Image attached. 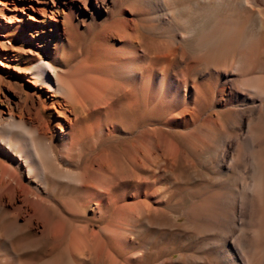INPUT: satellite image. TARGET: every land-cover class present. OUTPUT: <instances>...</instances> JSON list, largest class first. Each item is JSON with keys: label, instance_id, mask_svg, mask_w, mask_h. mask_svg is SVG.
Listing matches in <instances>:
<instances>
[{"label": "bare ground", "instance_id": "6f19581e", "mask_svg": "<svg viewBox=\"0 0 264 264\" xmlns=\"http://www.w3.org/2000/svg\"><path fill=\"white\" fill-rule=\"evenodd\" d=\"M181 1L155 0L151 11L116 28L121 46L102 66L88 63L67 73L42 55L28 58L24 84L5 70L4 57L9 46L15 52L22 29L44 32L35 27L46 9L33 0H0V213L17 212L2 222L0 238L11 260L24 255L27 264H37L28 250L45 240L38 264H179L180 253L174 257L177 251L161 244L151 254L152 238L140 243L137 234L168 207L150 180L186 174L202 179L198 201L172 221L192 224L197 236L211 234L204 264H264V4L236 0L248 14L236 18L216 13L222 0H191L211 9L193 24L177 17ZM48 2L58 8L56 0ZM163 26L171 29L167 45L141 33ZM194 41L193 53L182 50L181 42ZM54 54L58 59L57 48ZM153 117L158 120L150 123ZM96 132L131 141L125 158L133 187L119 202L107 188L115 179L105 174L110 158L96 156L78 170L70 164ZM49 161L53 175L81 189L73 207L49 203ZM107 205L119 212L104 219ZM14 236L16 249L7 241Z\"/></svg>", "mask_w": 264, "mask_h": 264}, {"label": "rangeland", "instance_id": "374dc122", "mask_svg": "<svg viewBox=\"0 0 264 264\" xmlns=\"http://www.w3.org/2000/svg\"><path fill=\"white\" fill-rule=\"evenodd\" d=\"M154 1L155 0H114L113 3H103V0H66V3H63L60 0H56L58 5V8H56L51 2L47 3V0H33L35 5H39L46 9L45 17L38 15L40 22H38L35 27V31L37 29L38 31L44 30V32L40 31L38 34L34 32L30 35L29 32H26L22 29V32L18 35L17 45L12 47L15 52L11 50L10 46H7V57H4V63L7 65L5 70L11 72L14 75L17 83L22 82L27 84L25 81V74L28 72L26 68V62L28 58H39V55H42L49 61H52L61 72L72 73L76 71L78 73L79 71L80 73V71L84 69L81 68V65L88 63L102 66L107 62V58L111 49L121 46V39H119L120 37L115 34L117 30L116 28L121 27L125 21H129L130 18H136L134 15L138 12L151 11L150 9L154 5ZM235 1L236 0H222V3L218 6L220 10L217 8L216 13L218 11L223 16L231 15L236 18H246L244 16H248V14L241 10L238 5L235 4ZM255 1L257 4L259 3V5L264 4V0ZM178 7L180 13L177 17H184V19L193 24L196 23V19L198 17H203L210 14L211 12V9L201 8L200 5L193 4L191 0H184V2L181 1V4H179ZM55 17L57 21L52 20V18ZM253 20L251 19L252 22ZM252 22L251 25H249L250 32H253L256 28H253V26H255V23L257 22L255 20V23ZM162 29L159 31H146L145 29H142L141 33L153 36L156 41L160 42V44L167 45L171 41V29L167 26H163ZM32 30H34V28H31L30 32H33ZM177 39H179L178 36H176V40ZM21 42L25 43L22 44ZM29 42L32 44H27L28 46H26V43ZM146 42L150 48L155 47V44L152 43L155 41L151 38H147ZM180 44L182 50L187 53H193L191 50L195 44V41L187 43L181 42ZM56 48L58 59L55 58L56 56L54 54ZM109 48L110 50L108 51ZM12 57H14V59ZM86 61L87 63H85ZM229 115L233 114L230 113ZM225 117L226 116L223 113L222 118ZM157 120V117H153L152 120H150V123H153ZM91 122H93V119L87 123L91 124ZM90 134L88 135V138L90 139L87 138L86 142L80 146V154H74L70 159V164L74 165L75 170H78L80 167L83 168V166L86 164L90 165L91 160H93V158L96 156H106L107 158H110L109 161L112 160L110 163L113 165L110 166V168L106 167V172H104L106 176L113 177V179L115 177V179L114 182L110 183L107 188L111 187V191H109V193L112 202H119L131 192L130 190L133 187V178L132 176L130 177L128 173L130 166L125 158L127 157V152L130 150L129 146L131 141H124L122 135H116L115 137L102 135L101 133H98V135L97 132L91 134L92 136H90ZM175 138L182 143L186 142L185 139L181 137V135H178ZM126 148L128 150L124 151ZM55 151L57 154L60 153L58 147L55 148ZM188 156H191L190 158H194L195 154H188ZM187 158L190 159L189 157ZM57 162L60 165H63L65 168L69 167L68 163L63 164V162L59 160ZM48 164L50 165L48 167V172L51 177L49 189L52 190L51 194L53 198V203H51V201H49V203L53 206L54 204H60L64 207H73L74 201L80 198L82 195L81 189L78 188L77 185L75 186V183L68 182L61 179L57 175H53V164L50 161ZM125 168L128 169L125 170ZM111 169H114L115 175L112 173ZM117 171L121 172V176L119 175V172L117 173ZM108 180L107 178L103 179L105 183H107ZM199 181H202V179L196 180L192 177L190 178V176H187L186 174L170 175L160 180L157 178H152L150 180L151 188H161L162 196L166 197L165 199L168 202V207L164 210V216L160 217L156 221L150 220V225L145 227L137 234V238L140 243L149 241L152 238V242H154L150 248L151 254L154 253L153 251L157 250L162 244L165 246L164 248L167 250V252L171 251L172 248L177 251L173 253L174 257H178L179 253L183 256V259H181L180 263L177 262L179 264H204L206 263L205 261L209 259L207 253L208 249H205V244L208 241L206 238L211 237V234L197 236L198 234L194 233L193 231L194 227L192 224L176 226L172 221L173 216L180 214L182 210L192 207L196 204L198 201L197 196L199 195ZM211 181L212 180H210V182ZM213 182H215L214 179ZM68 202L71 203L69 204ZM57 207L59 206H54V208ZM106 207L109 208L105 209L103 216L104 219L109 218L116 212H119H115L112 205H107ZM10 210H7L8 212L6 211V213L3 214L5 216H2L0 213V226L3 221L7 223L15 219V214L17 212L14 210H11L10 212ZM112 210L115 213L112 212ZM121 212L124 211L120 210V213ZM85 213L87 217H90L89 210H87ZM2 218L4 220H2ZM183 219L184 218L181 217V222H183ZM16 220L18 223L21 222L20 215L17 216ZM5 241L6 240H4V237L0 238V262L2 264H12L13 262L14 264H27V260H25L27 258H24V255L15 258V261L11 260L9 254L7 256L6 249H2V245ZM7 241L13 249H16L19 243V237L14 236L13 238H9ZM38 241L39 240H37V242H31L32 249L29 248L28 250L31 255H37L34 258L37 264L39 263V259L43 250H45L48 246L47 241L42 240V243ZM198 259L200 260L198 261Z\"/></svg>", "mask_w": 264, "mask_h": 264}]
</instances>
